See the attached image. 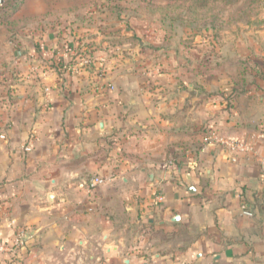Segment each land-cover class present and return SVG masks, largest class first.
<instances>
[{
  "label": "crops",
  "instance_id": "crops-1",
  "mask_svg": "<svg viewBox=\"0 0 264 264\" xmlns=\"http://www.w3.org/2000/svg\"><path fill=\"white\" fill-rule=\"evenodd\" d=\"M26 15L0 55V242L25 244L0 264H264V31L190 47L142 19Z\"/></svg>",
  "mask_w": 264,
  "mask_h": 264
},
{
  "label": "rangeland",
  "instance_id": "rangeland-1",
  "mask_svg": "<svg viewBox=\"0 0 264 264\" xmlns=\"http://www.w3.org/2000/svg\"><path fill=\"white\" fill-rule=\"evenodd\" d=\"M21 1L23 3L16 10L10 11L0 7V55H3V52L4 54L8 53L7 50L10 46L8 41L12 38L13 32L24 31L34 26L36 28L41 24V18L32 19V15L26 14L39 13L46 5L52 6L54 10L75 6L80 15L79 23L86 24L88 18L92 17L93 22L90 24L105 31L110 28L108 24L117 23L125 17L128 20H145L149 27L145 32H176L177 38L181 39L186 32H190L189 35H186L185 40L190 47L194 46L190 44L195 42V33H202V37L205 34H210V45L213 43L218 45L221 42L224 43L223 40L239 34L252 32L260 36V32L264 31V0H232L228 4L224 0L208 4L195 3L191 10L188 9L190 3L186 0H155L153 2L148 0H107L108 3L106 2L107 4L101 9L95 6L96 11L90 15L91 17L87 14L83 15V12L88 8L91 9L92 2L95 0ZM6 13L10 17L5 18ZM211 16L216 18V27L214 28L209 27L210 25L205 28L203 23L198 21L202 17L209 18ZM99 22L102 23L98 25ZM105 24L107 25L105 26ZM114 26L113 24L111 27L116 28ZM200 44H207V42L203 41Z\"/></svg>",
  "mask_w": 264,
  "mask_h": 264
},
{
  "label": "built area",
  "instance_id": "built-area-1",
  "mask_svg": "<svg viewBox=\"0 0 264 264\" xmlns=\"http://www.w3.org/2000/svg\"><path fill=\"white\" fill-rule=\"evenodd\" d=\"M2 78V75L0 74V79ZM0 138L4 139V135L1 134ZM206 142H215L220 143L224 145L232 154V156L235 157V155L243 152H250L253 150V143L250 140L246 139H226L221 138L215 135L214 133H207L206 136ZM24 150L28 151L30 148L28 146H24ZM110 181V178L104 177V176H92L87 180L85 183V189L88 192H91L94 188L104 185L107 182ZM155 199L157 201L162 200V196L160 194H156ZM244 213L247 215H251L249 212L244 210ZM25 244V232L23 229H16L10 242L9 243H3L0 242V262L2 260H11L12 258H15L19 251L24 247ZM7 255L6 257H3V255Z\"/></svg>",
  "mask_w": 264,
  "mask_h": 264
},
{
  "label": "trees",
  "instance_id": "trees-1",
  "mask_svg": "<svg viewBox=\"0 0 264 264\" xmlns=\"http://www.w3.org/2000/svg\"><path fill=\"white\" fill-rule=\"evenodd\" d=\"M149 2H153L155 0H148ZM188 1L190 4L188 5V9L191 10L193 4H197V3H202V4H208V3H213L216 2L217 0H186ZM219 1V0H218ZM230 1L232 0H224V2L226 4L230 3ZM221 2V1H220ZM23 3V1L21 0H4L2 3H0V7H2L3 9H9L10 11L12 10H16L18 9V7ZM194 9V8H193ZM10 16H8V13H6L5 18H8ZM32 19H36V18H40V16H32ZM200 23H203V25L206 27H208L207 25H210L209 27H216V18L214 16H211L209 18H201V20H198ZM202 25V26H203ZM261 77H264V71L260 73ZM238 93L237 89L235 88V86H232V89L229 93L226 94L225 99L227 100V102L229 103V101L231 99H233L235 97V95ZM176 160H172L171 164L175 165Z\"/></svg>",
  "mask_w": 264,
  "mask_h": 264
},
{
  "label": "water",
  "instance_id": "water-1",
  "mask_svg": "<svg viewBox=\"0 0 264 264\" xmlns=\"http://www.w3.org/2000/svg\"><path fill=\"white\" fill-rule=\"evenodd\" d=\"M3 0H0V3H2ZM193 188H189V190H192ZM49 198H51V195H49Z\"/></svg>",
  "mask_w": 264,
  "mask_h": 264
}]
</instances>
